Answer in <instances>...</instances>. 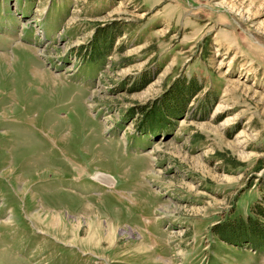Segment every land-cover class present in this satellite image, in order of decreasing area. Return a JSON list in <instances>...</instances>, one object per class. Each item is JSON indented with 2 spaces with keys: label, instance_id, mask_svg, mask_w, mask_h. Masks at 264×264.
<instances>
[{
  "label": "rangeland",
  "instance_id": "1",
  "mask_svg": "<svg viewBox=\"0 0 264 264\" xmlns=\"http://www.w3.org/2000/svg\"><path fill=\"white\" fill-rule=\"evenodd\" d=\"M0 264H264V0H0Z\"/></svg>",
  "mask_w": 264,
  "mask_h": 264
},
{
  "label": "bare ground",
  "instance_id": "2",
  "mask_svg": "<svg viewBox=\"0 0 264 264\" xmlns=\"http://www.w3.org/2000/svg\"><path fill=\"white\" fill-rule=\"evenodd\" d=\"M93 180H95V181H98V182H100V183H103V184H108L107 183V180H108V178H107V176L105 175V174H103V173H95L92 177H91Z\"/></svg>",
  "mask_w": 264,
  "mask_h": 264
}]
</instances>
